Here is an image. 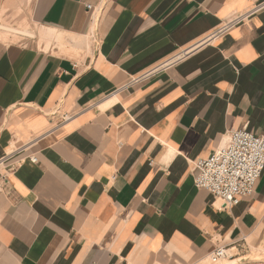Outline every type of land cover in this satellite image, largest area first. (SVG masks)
<instances>
[{
    "label": "crops",
    "instance_id": "obj_1",
    "mask_svg": "<svg viewBox=\"0 0 264 264\" xmlns=\"http://www.w3.org/2000/svg\"><path fill=\"white\" fill-rule=\"evenodd\" d=\"M3 19L68 38H0V264L264 248V172L229 209L195 181L231 131L264 134V0H5Z\"/></svg>",
    "mask_w": 264,
    "mask_h": 264
},
{
    "label": "built area",
    "instance_id": "obj_2",
    "mask_svg": "<svg viewBox=\"0 0 264 264\" xmlns=\"http://www.w3.org/2000/svg\"><path fill=\"white\" fill-rule=\"evenodd\" d=\"M88 8L92 6L88 5ZM243 17L236 16L230 24L241 21ZM31 159L38 160L35 156ZM195 165L197 186L213 193L219 209L232 208L244 197L253 196L256 192L264 172V134L256 135L247 128L235 129L214 153ZM230 251L227 246L220 245L210 254V258L214 263H219L229 256Z\"/></svg>",
    "mask_w": 264,
    "mask_h": 264
},
{
    "label": "rangeland",
    "instance_id": "obj_3",
    "mask_svg": "<svg viewBox=\"0 0 264 264\" xmlns=\"http://www.w3.org/2000/svg\"><path fill=\"white\" fill-rule=\"evenodd\" d=\"M25 30L32 32L33 35L24 33ZM50 31L51 30H46L39 26H30L27 22H20V25L16 26L12 20L3 19L0 23V38L7 42L25 44L30 42L36 43L38 41V43L42 45L44 42L43 40L45 39L47 42L46 48H49L51 46V42L56 39L57 44L64 46L68 36H64L57 31ZM255 262L264 263L263 247H238V249L231 250L229 252V256L221 260L219 263H214L211 258L208 257L204 261L197 264H251Z\"/></svg>",
    "mask_w": 264,
    "mask_h": 264
},
{
    "label": "bare ground",
    "instance_id": "obj_4",
    "mask_svg": "<svg viewBox=\"0 0 264 264\" xmlns=\"http://www.w3.org/2000/svg\"><path fill=\"white\" fill-rule=\"evenodd\" d=\"M24 33H26V34H30V35H33V33L32 32H30V31H24ZM240 260V259H239ZM235 261V260H234ZM251 264H264L263 262H255V263H251Z\"/></svg>",
    "mask_w": 264,
    "mask_h": 264
}]
</instances>
